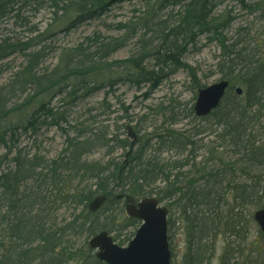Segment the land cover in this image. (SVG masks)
<instances>
[{
  "label": "trees",
  "instance_id": "obj_1",
  "mask_svg": "<svg viewBox=\"0 0 264 264\" xmlns=\"http://www.w3.org/2000/svg\"><path fill=\"white\" fill-rule=\"evenodd\" d=\"M27 1L0 0V20L9 15L20 18ZM221 1L162 0L154 9H136L134 22L119 21L110 27L111 31L123 32L121 36H106L101 30H95L76 46L64 50L54 67L44 65L45 47L25 52L41 38L27 42L29 46L13 44L9 36L1 39L0 56L22 51L26 62L13 74L11 82L0 87V150L5 149L0 156V264H106L97 259L89 239L107 230L119 244L125 245L140 224L122 210L118 215L113 213L121 201L119 195L130 200L156 196L170 207H177L186 234L183 264H211L216 246L213 250L210 243L213 245L220 231L227 238L235 239L224 244L219 264H264V238L249 241L245 214L247 207L254 205L258 210L264 206L261 179L264 175V55L248 52L245 46L240 48L238 45L244 42L240 38L230 40L225 36L224 31L234 18L229 10L216 13ZM239 1L248 6L245 0ZM49 2L56 16L53 19H57L59 11H63V19L71 11L76 12L79 19L71 23L98 17L112 4L108 0ZM170 6L173 8L168 9ZM199 33L222 49L218 61L222 79L233 81L237 77L245 89L241 96L235 91L228 96V91L218 108L201 117L202 120L211 117L213 121L192 134L199 140L189 139L190 133L181 136L170 132L166 136L176 148L193 145L185 159L165 162L160 156L161 146L149 154L151 140L140 137L131 142L117 136L109 139L100 125L87 124V120L72 123L67 108L52 106L44 99L19 120L10 116L19 103L14 98L20 93L64 94L69 104L103 87H114L118 82H113L112 77L103 81L98 74L110 68L106 60L111 53L130 43L133 46L129 58L111 65L113 70L126 69L119 74L124 80L121 84L140 88L142 81H152L156 87L163 74L151 69L154 65L146 66L149 59H155L158 66L185 67L195 86L205 87L197 78V68L183 61L187 46ZM129 68L134 73L130 74ZM126 71L130 80L124 78ZM56 76L62 81L48 82ZM190 114H195L193 106ZM51 126L57 127L66 138L60 155L48 160L37 152L27 154L21 147L20 137L29 132L39 135L43 128ZM208 130H213L222 146L229 148L225 153L232 150L239 157L232 161L214 157V147L207 148L211 156H199L195 147ZM160 134L155 133V137L165 138L164 146L166 137ZM115 145L129 149L120 158L88 159L96 149L107 147L109 151ZM5 163L8 165L3 168ZM261 171L263 175L258 174ZM239 175L249 181L235 182ZM228 191L233 192L231 199ZM98 195L106 196L107 200L93 212L89 203ZM63 206L74 211L62 220L58 209ZM235 208L240 212L233 213ZM128 228H132L130 235L125 233ZM171 231L172 223L168 221V232ZM168 238L173 249L172 234Z\"/></svg>",
  "mask_w": 264,
  "mask_h": 264
},
{
  "label": "rangeland",
  "instance_id": "obj_2",
  "mask_svg": "<svg viewBox=\"0 0 264 264\" xmlns=\"http://www.w3.org/2000/svg\"><path fill=\"white\" fill-rule=\"evenodd\" d=\"M29 1L23 6L20 18L9 15L5 19L0 20V41L2 38L9 36L13 44L21 43L22 46H29L27 42L31 41L33 43L36 39L41 38L32 49L25 52L29 53L41 47H45V52L47 54L43 59L44 65L54 67L58 63L64 50L76 46L84 38L93 34L95 30H101L106 36L119 37L123 32L111 31L110 27L113 24L119 21L134 22L132 21L134 14H136L134 10L154 9L162 0L117 1L112 3L111 6H108L107 8L109 9L107 11L104 9V14L80 22L77 20L74 23L71 22L76 18L79 19L76 12L74 13L71 11L67 18L63 19V11H59L57 19H53L55 14L50 8L49 0L44 3L41 2L42 0ZM245 3L248 6H244V3H241L239 0H222L216 13L222 14L224 11L229 10L230 16L234 18L224 31L227 38L230 40L240 38L244 40L243 43L238 45L240 48L245 46L248 48V52L253 53L258 51L259 55L263 56L264 0H245ZM59 4L61 6L64 5L62 2ZM171 8L173 7H168V9ZM176 8H178V6ZM106 24L108 25L107 27ZM132 46L133 43H130L129 46L117 49L115 52L111 53L106 60L110 68L113 63L129 58ZM19 52H6L10 54L8 57H5L7 55L0 56V87L11 82L13 80V74L19 69H22V65L25 64L26 55L23 54L22 51ZM221 54L222 49L220 46L215 42H207L206 35L199 33L195 41L187 46V52L183 57V61L197 68V78L201 81L202 85L209 86L223 77V72L218 66ZM73 61H75V58H73ZM146 63L148 68L154 65L151 69L158 70L160 75L161 73L163 74L160 83L156 87L152 86V81H142L144 83L140 88L131 87L127 83L121 84L124 80L120 78L119 74L126 69L113 70L112 68H105L98 75L103 81H109L112 77L113 82H118L114 84V87H103L85 98L78 99L76 103L69 104L67 103L68 97L64 94L47 96V93H44L36 96L32 94L28 95L29 91L24 95L20 93L14 98V100L18 99L16 102L19 103L18 106L13 108L14 113L10 116L15 120H19L22 115L26 112H31L38 105L40 100L44 99L49 101L52 106L67 108L69 110V120L72 123L76 120H78L77 122L87 120V122H85L87 124H95V127L100 125L99 127L107 131V138L109 139L117 136L118 139L126 138L131 142L133 137H140L144 140H151V143H149V147L151 146L149 154H152L151 152L161 146L162 151L160 156L165 162L185 159L189 155L193 145L180 146V144L173 143L180 146V148H176L170 143L169 137L166 136H168L170 132H175L181 136H188L187 134L190 133V138H188L196 141L199 139H194L192 134L201 127L205 128L211 125L213 121L211 117L202 120L201 117H198L196 114H190V109L192 106L194 107L199 88L201 87L197 88L195 86V83L191 80L189 72L185 67H176L168 64L158 66L156 65L155 59H149ZM161 66H163L162 70H160ZM132 69L133 68L128 69L130 74L134 73ZM130 77L128 71H126L124 78L130 80ZM236 79L230 81L231 86L234 87L229 90L228 96L235 94L234 89L237 86L245 89L244 86L239 83L237 77ZM60 81H62V79L56 76L55 80L51 79L48 82ZM195 116L197 118H195ZM171 122L175 123L168 125ZM162 126H164L163 129H161ZM215 128L216 127H214L213 130H215ZM161 131L164 132L162 133ZM212 131H205L204 135H201L202 141H200L199 144L197 143L195 147L196 153L199 154V156L204 155L208 157L211 156V153L207 148L211 149L214 147L216 149V152L213 154L214 157L222 158L225 161H232L238 158L239 155L232 150L225 153L228 147L222 146L221 139L215 137ZM217 131L220 132L218 128ZM155 133H161L158 136L166 137L167 143H165L164 146L163 142L165 138L164 140H158L155 137ZM20 143L27 154L32 155L37 152L45 159L51 160L60 155L63 148L66 146V138L57 127L51 126L43 128L39 135H33L31 132L23 134L20 137ZM199 145H201L202 148H199ZM117 146L119 145L117 144ZM128 149L129 147L124 149L116 147V145L109 151H107V147L99 148L89 154L88 159L107 160L110 157L120 158ZM4 153L5 149L2 148L0 150V156ZM219 158L215 159L217 160ZM197 160H200V157H198ZM7 165L8 164L5 163L3 168H6ZM184 170H182V172H184ZM258 174L263 175V171ZM235 179V182H237L245 181L249 178L239 175L236 176ZM261 179L264 182V175L261 176ZM232 193L233 192L229 193L228 191L229 199L232 198ZM124 204V201H120L114 207L113 213L118 215L121 210L125 212ZM163 205L168 208L170 207L167 202H164ZM73 211V209L68 210L66 206H63L58 209V215L60 219H62L68 217ZM255 211L256 207L254 205L247 207L245 210L249 241H261V238H264L259 225L254 219ZM236 212L239 213L240 211L237 208L233 209V213ZM168 221L172 223V231L169 233L170 235L172 234V262L173 264H183V257L186 251V234L177 207L171 206L169 208ZM130 231H132V228H128L125 233L127 232L130 235ZM220 233H222V231L217 234V238L213 240V242L211 241L213 245L210 243V247L213 248V250L214 245L216 246L211 264H219V256L224 249V244L227 240L232 241L235 239L233 236L227 238V236ZM237 242L239 243L238 240Z\"/></svg>",
  "mask_w": 264,
  "mask_h": 264
},
{
  "label": "water",
  "instance_id": "obj_3",
  "mask_svg": "<svg viewBox=\"0 0 264 264\" xmlns=\"http://www.w3.org/2000/svg\"><path fill=\"white\" fill-rule=\"evenodd\" d=\"M116 2L120 0H109ZM229 81L220 80L200 88L194 110L197 116H206L219 106ZM241 94L242 89L237 88ZM103 195L93 199L89 208L97 211L105 202ZM128 214L141 221L135 236L127 246L118 245L111 234L103 230L93 236L89 243L96 257L107 264H171L172 253L168 239V208L160 205L155 197H145L139 202L126 205ZM255 220L264 234V207L256 211Z\"/></svg>",
  "mask_w": 264,
  "mask_h": 264
}]
</instances>
